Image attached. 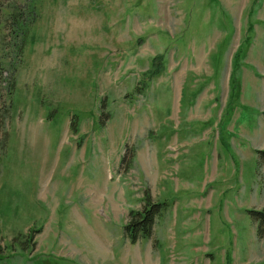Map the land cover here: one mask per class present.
Returning <instances> with one entry per match:
<instances>
[{"label":"rangeland","instance_id":"1","mask_svg":"<svg viewBox=\"0 0 264 264\" xmlns=\"http://www.w3.org/2000/svg\"><path fill=\"white\" fill-rule=\"evenodd\" d=\"M34 7L0 152V264H264V0ZM145 193L161 211L130 243Z\"/></svg>","mask_w":264,"mask_h":264},{"label":"trees","instance_id":"2","mask_svg":"<svg viewBox=\"0 0 264 264\" xmlns=\"http://www.w3.org/2000/svg\"><path fill=\"white\" fill-rule=\"evenodd\" d=\"M35 12L34 0H0V152L4 150L6 144L4 122L11 113L16 65L21 59L28 30L35 19ZM243 52L244 49L241 50V53ZM239 54H236V64ZM3 83L5 86H2ZM70 129L75 131L76 128L72 126ZM255 153L264 162V150H255ZM161 206L162 203L151 202L149 194L145 193L141 208L128 210L123 235L130 243L151 235L154 219L161 211ZM250 213L255 222L256 234L264 235V211L252 210Z\"/></svg>","mask_w":264,"mask_h":264}]
</instances>
